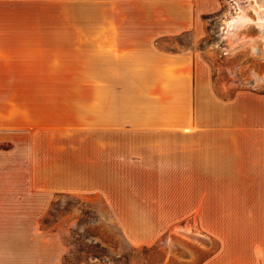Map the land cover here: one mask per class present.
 <instances>
[{"label": "crops", "instance_id": "1", "mask_svg": "<svg viewBox=\"0 0 264 264\" xmlns=\"http://www.w3.org/2000/svg\"><path fill=\"white\" fill-rule=\"evenodd\" d=\"M219 0H0V146L31 189L102 200L133 241L197 211L264 226V93L223 96Z\"/></svg>", "mask_w": 264, "mask_h": 264}, {"label": "rangeland", "instance_id": "2", "mask_svg": "<svg viewBox=\"0 0 264 264\" xmlns=\"http://www.w3.org/2000/svg\"><path fill=\"white\" fill-rule=\"evenodd\" d=\"M219 1L198 39L167 46L200 51L225 97L264 93V0ZM240 16L248 18L230 29ZM9 149L0 146V264H264V226L239 225L243 211H197L152 241H133L102 200L32 190L5 159Z\"/></svg>", "mask_w": 264, "mask_h": 264}, {"label": "bare ground", "instance_id": "3", "mask_svg": "<svg viewBox=\"0 0 264 264\" xmlns=\"http://www.w3.org/2000/svg\"><path fill=\"white\" fill-rule=\"evenodd\" d=\"M259 17H260V16H259ZM245 18H248V17L240 16V17L236 18V19L233 20L231 23H229V28H230V29H233V27H234L237 23L243 21V19H245ZM249 19H250V18H249ZM262 20L264 21V16H263V19H262Z\"/></svg>", "mask_w": 264, "mask_h": 264}]
</instances>
